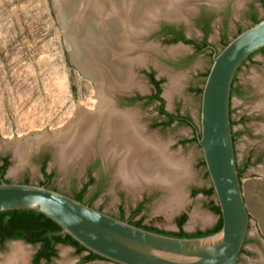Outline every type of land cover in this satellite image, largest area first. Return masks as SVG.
I'll use <instances>...</instances> for the list:
<instances>
[{"label": "rangeland", "instance_id": "1", "mask_svg": "<svg viewBox=\"0 0 264 264\" xmlns=\"http://www.w3.org/2000/svg\"><path fill=\"white\" fill-rule=\"evenodd\" d=\"M54 1L56 4V0ZM187 1L191 2V0ZM209 1L221 5L219 10L207 6L208 11L214 14L213 30L209 41L219 51L224 48V37L232 40L241 30L244 31L253 25V14H257L260 19L264 16L262 0ZM201 2H207V0H195V3ZM191 11H187L184 15L186 17L183 16L182 19L191 15L193 10ZM58 13L57 4L55 8L52 0H0V165L2 157L13 158V149L7 147L5 143L11 146L15 140L22 139L31 144L34 139H40L47 131L54 132L68 128L79 111L94 112L96 108L100 109L97 83L85 76L70 61L65 44L68 26L64 28L61 25ZM187 34L197 41L203 38L193 22L192 25L190 23ZM143 44L147 46L144 49L147 54V63L143 67L135 68L137 80L144 84L140 80L144 78L143 71L154 66L158 72L167 74L169 77L165 83L166 92L170 76H180V86L171 99L164 94L168 100L167 107L172 113L179 111L193 118L200 132L201 90L204 88L206 75L212 65L211 53L196 55L188 64L183 62L194 54V49L189 45H161L155 34L144 37ZM180 60L183 66L179 69L167 68L165 64L166 61L175 63ZM257 76L259 79L264 78V53L257 54L254 62L243 66L239 72L237 87L241 88L242 96L234 95L231 106L232 117L236 123L233 131L237 135L235 147L238 165L243 167L247 162H251L242 178L243 194L250 215V229L249 243L245 246L247 254L242 255L240 264H264V111L261 108L264 93L263 90L261 91V85L258 82L256 84ZM146 113L147 123L157 118L155 106ZM240 120H244L245 123H240ZM150 132H156L164 143L169 144L173 153H179L183 160L190 164V174L183 185L187 198L185 207L169 215L168 208L160 209L167 196L165 191L159 190V187H146L141 191L132 192L116 179V184L114 181L109 182L107 187L99 193L94 207L98 210L104 209L107 214H116L119 212L120 204L126 205L127 209L137 208L144 200H148L141 215L147 226L167 232H178L177 219L186 214L188 218L184 231L188 234L213 227L220 217L210 209L212 205H218L216 195L193 194L194 189L207 190L211 188L212 183L203 164L202 149L197 142H192L194 137L192 128L186 125H174L166 130L157 129ZM35 135L38 137L35 138ZM35 141L36 144L40 142ZM27 143L20 145L21 149L23 147L27 149L22 150L20 170L12 173V170L18 166V162L11 161L6 173L8 180L17 181L27 177L33 182L44 180L40 160L43 155H49L46 172L53 175V185L56 189H62L69 194L74 193L83 181H87L85 176L87 158L85 161L68 159V162L63 165L57 159L55 149L45 144H41L40 148L28 157L30 149ZM94 193L95 189L92 188L87 198ZM194 214L204 218L208 216L209 220L206 223L198 220L191 224ZM15 245L24 247L29 264H34L33 256L37 246L21 241H11L6 243L3 249L0 248V264L12 258ZM83 257L84 255H77L71 246L62 245L58 248L56 258L48 262L43 260L39 264L63 262L80 264ZM85 264L113 263L96 260Z\"/></svg>", "mask_w": 264, "mask_h": 264}, {"label": "bare ground", "instance_id": "2", "mask_svg": "<svg viewBox=\"0 0 264 264\" xmlns=\"http://www.w3.org/2000/svg\"><path fill=\"white\" fill-rule=\"evenodd\" d=\"M56 4L64 27L68 26V44L74 59L83 65L85 74L97 83L100 109L96 108L94 112L79 111L68 128L54 137L48 135L34 139L31 144L27 143L28 148L32 151L39 143L51 141L56 147V157L63 165L68 159L85 161L93 152L97 130L103 126L102 151L105 159L116 164L115 179L132 192L146 187L163 189L167 196L164 204L158 208H168L169 215L179 212L187 204L183 185L189 177L190 164L179 153H173L169 144L158 136L148 135L137 111L115 109L111 97L114 92L147 90L134 73L136 67H143L147 63L144 52L147 46L143 44V38L158 19H182L187 11L193 10L192 2L56 0ZM180 78L170 76L165 92L168 98L171 99L178 90ZM255 81L261 85L264 93V78L257 76ZM261 108L264 111V102ZM35 140L40 142L36 144ZM25 149L20 146L17 150L18 166L12 173L20 170L22 150ZM198 220L206 223L209 218L194 214L191 224ZM11 257L4 264H29L27 251L21 245L13 247Z\"/></svg>", "mask_w": 264, "mask_h": 264}, {"label": "water", "instance_id": "3", "mask_svg": "<svg viewBox=\"0 0 264 264\" xmlns=\"http://www.w3.org/2000/svg\"><path fill=\"white\" fill-rule=\"evenodd\" d=\"M52 3L56 8L54 0ZM196 5L220 9V5L208 0L192 2L193 9ZM261 19L214 53L202 92L201 131L197 141L220 208L223 222L220 231L198 238L167 236L133 226L46 186L6 181L0 182V213L31 210L43 214L61 228L62 235L70 236L87 250L82 255L91 252L113 264H240L250 215L239 178L233 137L232 88L246 61L264 49V16ZM58 20L64 27L59 13ZM65 44L71 63L85 74L83 65L77 63L69 47L67 30ZM62 130L47 131L43 136L54 137ZM12 143V147L5 143L13 149L10 161L18 162L17 150L27 141L17 139ZM41 144L56 149L51 141H44L28 157Z\"/></svg>", "mask_w": 264, "mask_h": 264}, {"label": "flooded vegetation", "instance_id": "4", "mask_svg": "<svg viewBox=\"0 0 264 264\" xmlns=\"http://www.w3.org/2000/svg\"><path fill=\"white\" fill-rule=\"evenodd\" d=\"M191 2H195V0H191ZM220 8H221V5H220ZM194 14H196V15L192 16ZM213 15L214 14L212 12L208 11V7H204V6L202 7V6L196 5L195 8L193 9V13L191 15H188L189 17L187 16V18H185V19H181V20L164 19V18L158 19L157 20L158 22H156L155 26H153L154 28L153 27L150 28V31L148 34H151V35L155 34L157 36L158 40H160L161 45L182 44V45L191 46L194 49L193 50L194 54L192 56L188 57L187 60L183 63L189 64L191 62V60L196 55L198 56V55L204 54L206 52L211 53V58L213 61L214 53L216 51H219V49L209 41V36L213 30V17H214ZM258 18L260 19V17H258ZM191 19H193L192 22L194 23V25L198 28V30L203 35V38L200 41H197V40H194L193 38H190L187 34L189 27H190V23L192 25V22H190ZM206 28H209V35L207 36V39H206V35H205V29ZM183 39L190 41V43H186L185 41H183ZM227 41H230V38L224 37L223 47ZM259 53H264V49L260 50L259 52L255 53L254 55H252L246 61V63L243 66H245L251 62H254V57ZM157 61L159 62V59H157ZM165 64L167 65V68H171V69H179L183 66L182 60L175 62V63L170 62V61H166ZM241 69H240V71H241ZM239 72H238V74H239ZM208 73H207V75H208ZM238 74L236 77V82L234 84V87L236 89H238L240 92H242L241 88L237 87ZM143 76H144V78L140 79V80L144 82V84L147 86L148 90L145 92L132 91L130 93L114 92V94L111 97V100L114 104L115 109L120 110V111H133V110L137 111L138 114L140 115V121L144 125L146 133L148 135H155L156 134V132L151 133L150 132L151 130H157V129L166 130L168 128L173 127L174 125H178V126H185L186 125V126L192 128V130L194 132V137H193L192 142L198 143L197 139H198L199 128L196 126L193 118H191L189 116H185L179 111L177 113H172L171 109H169L167 107V104H168L167 101L168 100L164 96V94H165L166 79L167 78L169 79L168 75L167 74H161V72H158L157 68H155L154 66H151V68L145 69L143 71ZM156 83H158V86L156 85ZM160 89H161V91L158 92ZM157 95H158V98H157ZM234 95L239 96V94L234 93L232 95V98ZM241 96H242V94L239 97H241ZM154 106L156 107V115H157L156 117L157 118L152 119L151 122L148 121V123H147L145 121L146 115H147L146 112L153 109ZM232 115H233V112H232V108H231V118H232V121L235 122L233 120ZM184 118L188 120V123H183L181 121V119H184ZM240 123H245V121L240 120ZM234 134H235V132H234ZM104 135H105V130H104V127L102 126L96 132V136H95V140H94V152L91 155H89L86 159V161H87L86 166L87 167L85 170V176L87 177V181H83L81 183L80 188L78 190L74 191V193L69 194V193H66L62 189H58V188L56 189L53 185V177H52L50 183H47L45 178H44V180H40L38 182H33L29 177L22 179V180L11 181V180L7 179L6 174H5L3 177H0V182L6 181V182H11V183L35 184V185L46 186V187H49L51 189L62 192L63 194H66V195H68L74 199H76L77 193L80 192L85 186H87V191H86L85 195L82 197L81 202L86 204V205H89L91 207H94V202H95L96 197L99 195V193L103 189H105L107 187V184L109 182H112V181H114L116 184V181H115L116 164L109 162L108 159H105L106 158L105 154L102 151L103 136ZM156 135L159 136L158 134H156ZM236 137H237V135L235 134V141H236ZM183 143H185V142H183ZM236 155H237V153H236ZM4 158H8V156H4L1 158L0 168L3 165V159ZM9 159H10V157H9ZM49 160H50L49 155H43L41 160H40L41 168L43 167L44 162H47V165H48ZM250 163L251 162H247L246 165L250 164ZM249 167H250V165H249ZM97 177H99V179ZM78 182H79V180H78ZM92 188L95 189V193L90 198H87V194ZM153 188H158V187H153ZM159 190H161V188H159ZM195 190L196 189H194L193 192ZM161 191H164V190L162 189ZM147 203H148V200H144L142 203H140L137 206V208L129 207V209H127L126 205L120 204L118 213H116V214L109 213L108 215L113 216V217L120 219V220L123 219L124 221L127 222L129 220L131 214L134 211H136L139 206H142L143 210L137 219H144L143 217L141 218V215L143 214ZM127 210H129V211H127ZM100 211L105 213L104 209H100ZM121 212H124L123 217L121 215ZM183 215H186V214H183ZM181 217H179L177 219V222L179 219H181ZM187 218H188V216H187ZM8 219H9V217L7 216L5 218V220H8ZM186 221H185V223H186ZM177 222H176V224H177ZM185 223H184V225H185ZM216 224L213 227H211L205 231H202V232H206L210 229H213L216 226ZM177 227H178V225H177ZM161 231H163V230H161ZM165 232H167V231H165ZM169 233H175V232H169ZM195 233H192V234H195ZM247 240H249V239L247 238ZM11 241H21V242H24V243L29 244V245H34V244L27 243L25 240H22V239H15L13 237L12 233L5 229L2 236H0V248L3 249V247L6 245V243L11 242ZM246 245H244V249H243L244 253L243 254H247V251L245 249ZM34 246H37V251H36L35 255L33 256V263L37 264L35 259H36V256H37L40 248H41V244H37ZM58 248H59V245H56L55 246L56 256L52 257L51 261L58 256ZM243 254H241L240 262H241ZM43 260L47 261L46 259L42 258V259H40L39 263H41Z\"/></svg>", "mask_w": 264, "mask_h": 264}, {"label": "trees", "instance_id": "5", "mask_svg": "<svg viewBox=\"0 0 264 264\" xmlns=\"http://www.w3.org/2000/svg\"><path fill=\"white\" fill-rule=\"evenodd\" d=\"M262 4L264 6L263 0H262ZM261 20L262 19H259L257 14L252 15L253 24H257ZM205 35L207 39V36L209 35V28L205 29ZM183 41H185L186 43H190V41H187L184 39ZM229 42L230 41H227L224 47ZM235 82H236V78L234 80V84ZM156 85L158 86V83H156ZM160 91L161 89L158 92ZM202 92L203 90H201V93ZM234 93L239 94V96L242 94V92L236 89L233 85L232 95ZM157 98H158V95H157ZM181 121L183 123H188V120L185 118L181 119ZM235 124L236 123L232 121V127H234ZM233 137H234V142H235L234 133H233ZM203 164L205 165V162ZM10 165H11V161L9 157L4 158L3 165L0 168V177H3L6 174ZM249 165L250 164H247L243 167H240L238 165L239 178L241 180L243 178L245 171L249 167ZM46 168H47V162H44L43 167H42V173L44 174V178L47 181V183H50L53 175L48 174L46 172ZM86 191H87V186H85L80 192L77 193L76 200L81 202V199L85 195ZM199 193H203L207 196H212L215 194L212 186L211 188L207 190H195L193 192L194 195H197ZM210 209L213 212L217 213L218 215L221 214L220 208L218 205H212ZM142 210H143V207L139 206L138 209L131 214L127 222L132 224L133 226H136V227L148 230V231L160 233V234L167 235V236H173L177 238H198V237L209 236V235H212L220 231L223 226L222 218L220 217L218 223L213 229H210L206 232L198 231L195 234H188L184 231V223L187 220V215H183L181 219H179L177 222L178 232L169 233V232L161 231L155 227L147 226L144 224L143 219H137L140 213L142 212ZM121 215L123 217L124 212H121ZM7 216L9 217V219L5 220ZM121 220L124 221L123 219ZM5 229L10 231L15 239H22V240H25L27 243L34 244V245L41 244V248L35 259L37 264H39L40 259L42 258L46 259L47 261H51V258L56 256V250H55L56 245L71 246L75 248L77 255H82L83 253L87 252V250L83 246H81L78 242H76L70 236L62 235L60 233L61 228L55 222H53L51 219H49L45 215L37 213L35 211L15 210V211L0 213V236H2ZM247 243H249V240H246L245 245ZM243 253H244V250H242L241 254ZM96 260H105V259L89 252L88 255L82 258V260L80 261V264H85V263H89V262L96 261Z\"/></svg>", "mask_w": 264, "mask_h": 264}]
</instances>
